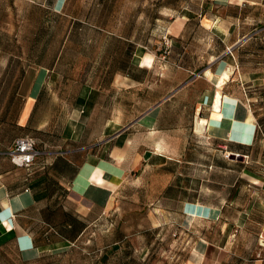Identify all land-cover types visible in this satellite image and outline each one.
I'll return each instance as SVG.
<instances>
[{
	"label": "rangeland",
	"instance_id": "obj_1",
	"mask_svg": "<svg viewBox=\"0 0 264 264\" xmlns=\"http://www.w3.org/2000/svg\"><path fill=\"white\" fill-rule=\"evenodd\" d=\"M214 22L221 30L209 28ZM138 48L155 58L144 72L135 66ZM211 59L214 73L232 71L222 93L240 98L241 118L252 114L254 126L231 138L196 130L198 117L210 119L211 102L201 98L212 87L203 74ZM152 62L146 55L143 65ZM42 65L50 68L46 81L54 70L77 86L102 71L108 110L122 104L125 122L184 85L161 104L167 131L158 147L166 160L127 171L108 210L92 211L90 223H76L68 234L70 242L27 264H198L197 250L207 244H223L245 264H264V0H0L7 143L31 134L16 120ZM51 119L62 141L69 118ZM90 121L71 145L95 142ZM248 132V145L240 144Z\"/></svg>",
	"mask_w": 264,
	"mask_h": 264
},
{
	"label": "crops",
	"instance_id": "obj_2",
	"mask_svg": "<svg viewBox=\"0 0 264 264\" xmlns=\"http://www.w3.org/2000/svg\"><path fill=\"white\" fill-rule=\"evenodd\" d=\"M215 24L209 28L221 30ZM243 40L244 37L236 40V44ZM146 55L153 57L151 66L143 65ZM215 60L211 59L203 72L212 87L201 98L203 102H211L209 120L214 126L209 125V120L203 126L226 139L231 138L236 129H250L254 125L250 123L251 113L240 117L242 101L237 96L222 93L220 111H214L220 76L228 71L231 80L232 74L228 67L219 74L214 73L211 68ZM154 61L152 54L137 49L135 66L139 71L151 68ZM45 67L40 66L38 76L30 82L16 120L18 125L31 131V134L22 136L30 135L37 140L41 153L32 167H19L12 162L8 151L17 138L13 143L5 142L4 132L9 123L0 119V260L19 259L25 264L32 261L37 263L45 252L57 249L61 243L70 242L68 234L76 231V223H90L89 214L92 211L101 214L108 210L113 202V194L127 171L150 163H162L168 157L158 147L162 135L167 131L161 125L165 115L161 104L184 84L125 122L122 104L113 113L108 110L107 82L106 77L102 81V71L99 70L97 81L77 86L68 84L54 70L46 81ZM132 77L134 81L142 80L139 75ZM113 84L117 98V77ZM223 84L220 85L221 89ZM40 100H50L51 107H39ZM42 116L68 117L63 128L66 138L61 141L58 134L54 135L52 132L58 131L55 120H45ZM87 121H90L89 125L94 124V130L98 132L95 142L71 145L73 143L69 139L77 138L75 133L81 132ZM250 137L251 132H248L245 141L239 143L248 145ZM191 205L200 206L196 203ZM197 253L200 257L198 264H245L241 258L232 257L223 244L203 245Z\"/></svg>",
	"mask_w": 264,
	"mask_h": 264
},
{
	"label": "built area",
	"instance_id": "obj_3",
	"mask_svg": "<svg viewBox=\"0 0 264 264\" xmlns=\"http://www.w3.org/2000/svg\"><path fill=\"white\" fill-rule=\"evenodd\" d=\"M37 140L30 135L19 137L8 151L12 162L19 167H32L40 154Z\"/></svg>",
	"mask_w": 264,
	"mask_h": 264
},
{
	"label": "bare ground",
	"instance_id": "obj_4",
	"mask_svg": "<svg viewBox=\"0 0 264 264\" xmlns=\"http://www.w3.org/2000/svg\"><path fill=\"white\" fill-rule=\"evenodd\" d=\"M229 79H230V76H229L228 71L223 72L222 75L220 76L219 82L217 83L218 90L216 92L215 99H214V106H213L214 111H220L221 102L223 98L221 87L219 85H222ZM204 124H207V121L201 117H198L197 128L200 129Z\"/></svg>",
	"mask_w": 264,
	"mask_h": 264
},
{
	"label": "water",
	"instance_id": "obj_5",
	"mask_svg": "<svg viewBox=\"0 0 264 264\" xmlns=\"http://www.w3.org/2000/svg\"><path fill=\"white\" fill-rule=\"evenodd\" d=\"M245 39H246V38H245ZM238 44H239V43H238ZM236 45H237V44H236ZM236 45H235V46H236Z\"/></svg>",
	"mask_w": 264,
	"mask_h": 264
}]
</instances>
